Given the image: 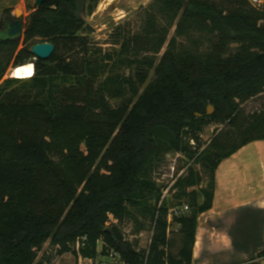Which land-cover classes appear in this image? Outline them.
<instances>
[{"label":"trees","instance_id":"obj_1","mask_svg":"<svg viewBox=\"0 0 264 264\" xmlns=\"http://www.w3.org/2000/svg\"><path fill=\"white\" fill-rule=\"evenodd\" d=\"M100 1L45 0L30 7L18 39L0 23V264H44L47 244L77 264L100 256L192 264L218 167L264 140V109L246 112L264 97V9L251 0H153L139 32H119L120 52L94 60L86 18ZM44 42L55 52L36 59L31 48ZM28 63L36 65L32 78L3 81L11 67ZM120 67L130 74L116 72ZM211 124L225 127L205 146ZM170 153L210 176L199 190L205 179L194 167L177 179L172 190L190 211L173 223L153 178ZM139 215L153 226L148 249L122 229L127 219L139 224ZM173 224L180 226L177 250Z\"/></svg>","mask_w":264,"mask_h":264},{"label":"rangeland","instance_id":"obj_2","mask_svg":"<svg viewBox=\"0 0 264 264\" xmlns=\"http://www.w3.org/2000/svg\"><path fill=\"white\" fill-rule=\"evenodd\" d=\"M152 1L153 0H101L94 13L86 18L89 27L92 29V32L88 33L90 39V56H92V59H101L104 55L115 57V54L120 52L121 49V37L119 36V32L124 29L131 33L139 32L142 24V15ZM251 1L254 6L264 9V0H257V2H254L253 0ZM35 2L36 0H0V23L14 22L18 20L16 11L20 9L22 11L21 18L25 22V33L27 31L29 17L33 12V9L31 10L30 7L36 8ZM20 48L22 49V46ZM78 59L83 61V55L78 56ZM130 70L131 69L128 67H120L117 68L116 72L128 75L130 74ZM11 71L12 67L8 70L3 81L12 78ZM153 78L154 73L152 72L150 80ZM112 104L117 106V101L112 100ZM246 109V112L250 114L261 111L264 109V97L261 96V98L249 102L246 105ZM224 127L225 126L216 124L208 126L202 134L201 139L203 145H208ZM190 167H194V169L202 175L203 179H205L201 186H198L195 189L199 190L201 187H207L210 182V176L205 168L201 164H196L195 161L188 160V158L181 153L168 154L165 161L153 169V178L158 186L161 187L163 191H166L172 187L179 177L186 176ZM192 190L193 189H191V191ZM175 193L176 191L172 189L170 190L169 197H167L165 202L168 207L171 209H181L188 205L186 199L178 200ZM139 220L140 223L137 224L133 218L127 219L122 224V229L129 241H138L140 248L148 249L154 233L153 226L150 219H145L141 215H139ZM142 224L144 228L142 232L138 233L139 231L137 230ZM179 227L180 226L177 224H173L171 226L172 233H170V236L177 241L176 250L180 246ZM50 247L49 244L46 245L44 250L40 253L39 261H44V264H77V257L73 254L67 253L62 256H57L53 253ZM47 259H50L51 261L45 262ZM79 262L81 264L93 263L92 261L81 258L79 259ZM94 263L121 264L118 256H100Z\"/></svg>","mask_w":264,"mask_h":264},{"label":"crops","instance_id":"obj_3","mask_svg":"<svg viewBox=\"0 0 264 264\" xmlns=\"http://www.w3.org/2000/svg\"><path fill=\"white\" fill-rule=\"evenodd\" d=\"M261 253L264 140L248 144L218 167L213 206L198 219L192 264H247Z\"/></svg>","mask_w":264,"mask_h":264},{"label":"water","instance_id":"obj_4","mask_svg":"<svg viewBox=\"0 0 264 264\" xmlns=\"http://www.w3.org/2000/svg\"><path fill=\"white\" fill-rule=\"evenodd\" d=\"M44 1L45 0H36L35 7L36 8L41 7L42 4L44 3ZM16 16H17L18 20L10 23V27H9L10 31H8V35L11 36L12 38L18 39V38H21L24 34L25 22L21 18L22 17V11L20 9H18L16 11ZM31 52L36 57V59L48 60L51 58V56L55 52V45L53 43H50V42L49 43L48 42L39 43V44L34 45L31 48ZM31 64H33L35 66V69H36L35 63H31ZM22 66H24V65H22ZM214 110H215V108L213 106H209L208 107V114L212 115L214 113Z\"/></svg>","mask_w":264,"mask_h":264},{"label":"bare ground","instance_id":"obj_5","mask_svg":"<svg viewBox=\"0 0 264 264\" xmlns=\"http://www.w3.org/2000/svg\"><path fill=\"white\" fill-rule=\"evenodd\" d=\"M35 66L31 63L24 66H19L18 68L12 69V77L18 79H30L35 75Z\"/></svg>","mask_w":264,"mask_h":264},{"label":"built area","instance_id":"obj_6","mask_svg":"<svg viewBox=\"0 0 264 264\" xmlns=\"http://www.w3.org/2000/svg\"><path fill=\"white\" fill-rule=\"evenodd\" d=\"M254 2H257V0H253ZM175 184V183H174ZM173 184V185H174ZM173 185H172V187H173ZM172 187H170L169 189H167L166 191H163V198H162V202H163V200L164 199H167V197H169L168 195H169V192H170V190L172 189ZM161 202V203H162ZM189 211V206L188 205H186L184 208H173V209H171L170 210V215H169V222L170 223H173V219H174V217H177V216H180V215H183V214H185V213H187Z\"/></svg>","mask_w":264,"mask_h":264},{"label":"flooded vegetation","instance_id":"obj_7","mask_svg":"<svg viewBox=\"0 0 264 264\" xmlns=\"http://www.w3.org/2000/svg\"><path fill=\"white\" fill-rule=\"evenodd\" d=\"M7 23V22H6ZM11 22H8V24H10Z\"/></svg>","mask_w":264,"mask_h":264}]
</instances>
